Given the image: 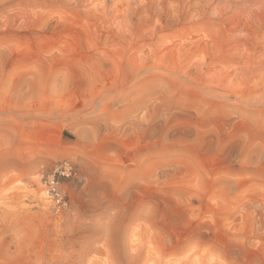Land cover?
Listing matches in <instances>:
<instances>
[{
	"label": "rangeland",
	"instance_id": "374dc122",
	"mask_svg": "<svg viewBox=\"0 0 264 264\" xmlns=\"http://www.w3.org/2000/svg\"><path fill=\"white\" fill-rule=\"evenodd\" d=\"M0 264H264V0H0Z\"/></svg>",
	"mask_w": 264,
	"mask_h": 264
},
{
	"label": "built area",
	"instance_id": "2783aa9c",
	"mask_svg": "<svg viewBox=\"0 0 264 264\" xmlns=\"http://www.w3.org/2000/svg\"><path fill=\"white\" fill-rule=\"evenodd\" d=\"M73 169L68 162L56 165L42 185L55 213L61 212L67 206V198L62 188V181L71 177Z\"/></svg>",
	"mask_w": 264,
	"mask_h": 264
}]
</instances>
